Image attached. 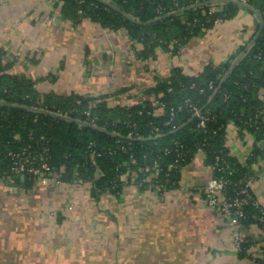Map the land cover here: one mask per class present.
Here are the masks:
<instances>
[{"label":"crops","instance_id":"1","mask_svg":"<svg viewBox=\"0 0 264 264\" xmlns=\"http://www.w3.org/2000/svg\"><path fill=\"white\" fill-rule=\"evenodd\" d=\"M258 25L242 9L175 53L156 47L143 59L142 46L125 30L89 21L73 26L57 0H0V51L7 72L32 81L40 94L108 96L111 104L129 106L148 100L143 92L174 70L196 76L236 56ZM120 91L126 93L116 96ZM261 97L264 103V90ZM259 146L249 132L226 126L224 147L245 168L264 209V156L249 161ZM204 160L198 152L182 167L178 186L157 193L130 181L117 195L92 197L87 183L28 187L26 178L0 177V264H254L264 249L262 230L245 226L236 246L238 230L197 192L212 177Z\"/></svg>","mask_w":264,"mask_h":264},{"label":"trees","instance_id":"2","mask_svg":"<svg viewBox=\"0 0 264 264\" xmlns=\"http://www.w3.org/2000/svg\"><path fill=\"white\" fill-rule=\"evenodd\" d=\"M57 2L60 16L73 26L89 21L109 31L125 30L130 40L142 46L138 58L143 59L152 56L156 47H172L175 53L187 40L215 23L233 19L242 9L253 12L259 25L249 42L228 61L219 65L210 63L196 76L174 70L168 78L157 80L152 88L143 92L148 100L132 101L129 106L111 104L108 96L84 98L40 94L32 81L7 72L0 51V102L3 103L0 104V177L9 175V151L27 145L34 149L46 146V163L61 174L62 182L73 181L76 174L75 179L91 183L92 197L106 192L117 195L122 184L130 181L139 189H148L150 185L143 183L146 174L139 173V169L145 167L154 169L155 181L164 187L160 192H166L178 186L182 167L202 152L205 165L211 171L216 159H220L218 165L224 171H212V177L227 180L225 197L228 201L235 198L238 182L249 179L245 168L230 157L224 147L226 126L232 123L249 132L256 143L264 144V103L261 100L264 90V0H244L247 7L238 0ZM125 93L120 91L115 95ZM186 102L208 114L204 128L197 127L198 120L191 115ZM33 108L61 113L73 109L78 113H69V116L78 118L85 125L42 115ZM87 109L89 117L82 114ZM115 120H119V124L114 125ZM100 127L106 130H99ZM155 128L159 135L153 139ZM112 131L117 135L114 136ZM130 133L133 138L126 139ZM16 136L18 140H15ZM89 143H94L90 151L87 149ZM260 154L264 156V147H256L249 161ZM31 183L32 179L27 177L25 184L29 187ZM243 212L245 219L241 223L244 227H260L255 219L259 216L256 209L248 205Z\"/></svg>","mask_w":264,"mask_h":264},{"label":"built area","instance_id":"3","mask_svg":"<svg viewBox=\"0 0 264 264\" xmlns=\"http://www.w3.org/2000/svg\"><path fill=\"white\" fill-rule=\"evenodd\" d=\"M241 3H244V0H238ZM210 88L211 85H210ZM78 104V102H77ZM185 106L189 109L192 116L198 120L197 127L204 128L205 123L208 121V114H204L201 109L196 106H192L189 102H186ZM181 109V108H180ZM179 109V110H180ZM48 110V109H47ZM49 111V110H48ZM52 114L60 115L63 117H68L69 113H78L76 110H69L66 113H61L59 111H49ZM82 114L86 117L90 116V111L84 110ZM173 112L170 113L173 116ZM94 120V119H93ZM152 133H155L158 137L159 130L157 128L153 129ZM132 133L128 135V138H133ZM136 136V135H135ZM16 138V139H15ZM14 139L18 140V136ZM135 139H138L135 137ZM30 141V140H29ZM94 143H89L87 146L88 151L92 149ZM121 150L125 151L124 147H121ZM167 152V151H166ZM48 156V148L46 146L41 147L40 149H34L32 146H22L18 150L9 151L7 157L9 158V175L15 177H24L32 179L33 183L39 184L41 186H47L50 184H61V174L54 172L46 163V158ZM131 157V156H130ZM220 159H216V163L212 167L213 172H222L224 168L218 165ZM177 161H175L176 163ZM1 165V159H0ZM173 166L171 165L170 168ZM139 173L142 174L145 181L152 180L153 176L149 171V168L145 167L139 169ZM143 180V181H144ZM227 180L223 178L211 177L209 183L201 190H197L202 196L205 204L215 210L223 219L227 220L228 223L238 230L236 235V243L238 247H241L242 242V231L244 226L241 223V220L245 219L243 209L245 206L251 205L254 209L257 210L259 216H255V219L260 224L262 230V236H264V209L257 203V201L252 197L250 191V183L247 180H240L238 186L235 188L236 197L228 201L225 197V190L227 187ZM150 188L155 191L160 192L164 188L160 184L154 183ZM264 242V241H263ZM254 264H264V249H262L260 255L257 259L253 260Z\"/></svg>","mask_w":264,"mask_h":264},{"label":"rangeland","instance_id":"4","mask_svg":"<svg viewBox=\"0 0 264 264\" xmlns=\"http://www.w3.org/2000/svg\"><path fill=\"white\" fill-rule=\"evenodd\" d=\"M261 100H262V97H261ZM263 102V101H262ZM162 108H163V106H162ZM35 109H38V110H41L43 113H41L42 115H46L47 113H50L46 108H35ZM67 118H69V119H71V120H73L74 122H81L78 118H72V117H70V116H68ZM95 121V119L92 121V122H94ZM82 123V122H81ZM113 124L114 125H116V124H119V120H115L114 122H113ZM83 126V125H82ZM92 126H95V125H93L92 124ZM101 128V127H100ZM101 129H103V130H106L104 127H102ZM153 131V130H152ZM112 134L115 136V135H117L114 131H112ZM155 134V133H154ZM140 138H142V137H140ZM151 138H153V139H155V138H157V136L156 135H152V137ZM126 139H128V137L126 138ZM129 145V144H128ZM149 171L151 172V175L153 176V178H152V180H149V181H143V183H147L148 185H150L149 187H148V189H151V190H153V192H156L154 189H152V188H150L154 183H156V184H159L157 181H155V176H156V173H155V171H154V169H149ZM75 177H76V174H75V176L73 177L74 179H73V181H71V182H68V183H73L74 181H76L78 184H84L85 182H83V181H81V180H78L77 178L75 179ZM88 184V183H87ZM89 186L90 187H88L89 189H91V183H89ZM162 186H163V184H162ZM157 193V192H156ZM237 242V241H236ZM238 245V243H236V246ZM241 249V248H240ZM254 260V259H253ZM252 260V261H253Z\"/></svg>","mask_w":264,"mask_h":264},{"label":"water","instance_id":"5","mask_svg":"<svg viewBox=\"0 0 264 264\" xmlns=\"http://www.w3.org/2000/svg\"><path fill=\"white\" fill-rule=\"evenodd\" d=\"M241 5L243 6V7H247L245 4H243V3H241ZM238 61V58L233 62V64H232V66H231V68L236 64V62ZM0 104L2 105L3 103L2 102H0ZM34 112H37V113H39V114H41V113H43L41 110H38V109H35V108H33L32 109ZM46 115H50V116H52V117H55V118H58V119H62V120H66V121H73V120H71V119H69V118H67V117H63V116H60V115H56V114H52V113H47ZM78 124H81V125H85V123H81V122H77ZM96 128V127H95ZM98 129V128H97ZM99 130H103V129H99ZM21 179H23L24 180V177L22 176V177H20Z\"/></svg>","mask_w":264,"mask_h":264}]
</instances>
